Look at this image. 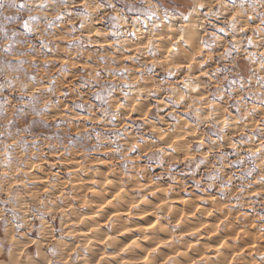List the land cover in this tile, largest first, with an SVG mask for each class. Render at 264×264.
I'll return each instance as SVG.
<instances>
[{
    "label": "rangeland",
    "instance_id": "1",
    "mask_svg": "<svg viewBox=\"0 0 264 264\" xmlns=\"http://www.w3.org/2000/svg\"><path fill=\"white\" fill-rule=\"evenodd\" d=\"M18 2L0 0V60L23 62L0 77V264H264V4Z\"/></svg>",
    "mask_w": 264,
    "mask_h": 264
},
{
    "label": "snow or ice",
    "instance_id": "2",
    "mask_svg": "<svg viewBox=\"0 0 264 264\" xmlns=\"http://www.w3.org/2000/svg\"><path fill=\"white\" fill-rule=\"evenodd\" d=\"M56 2L58 4H60L61 6H67V4H68V0H56ZM101 2H102V0H101ZM260 2L262 4H264V0H260ZM87 3H88V0H84V4H87ZM217 3L222 5V4L225 3V0H217ZM227 3L231 4V6L233 8L237 7V0H227ZM248 3H250L251 6L253 7V10H255L256 0H248ZM6 6L11 8V9H14L16 11H23V10L27 9V11L29 13H31L34 10L32 8H27V3H19L18 0H8V3H7ZM108 6L109 7H114L111 4H109ZM46 7H47V4L45 3V0H41V2L38 5H36V8H38V9H45ZM198 7L199 8H203L204 5L201 3V4L198 5ZM239 7L243 8L244 4L240 3ZM83 10H84V5H81L80 11H83ZM218 10L219 9H217V11ZM84 14L87 15V12L85 11ZM145 15L148 16L149 18H151L153 15H155V13L152 10V8L149 7V8L145 9ZM164 15H165V18H167V15H168L167 11H165ZM3 19L4 20H18L19 17L4 16ZM37 19H38V17L29 14L28 18L26 20H23V22L21 24V27L25 30V32H31L32 28L30 27V25H31V23L33 21H36ZM55 19L56 20H62L63 19V14L62 13H57ZM110 19L112 20L113 24L115 25V21H116L117 18L116 17H111ZM183 19L185 21H187L188 20V16H183ZM233 19L235 20V17H233ZM260 20H261V23L264 24V15L260 16ZM48 23H49V25H51L52 21H48ZM180 31L182 33L183 29L181 28ZM221 31H223V29H221ZM0 34H2L4 40L10 41V43L6 47H4L2 49V51L5 54H12L13 53V46H14L13 38L16 36V33L13 32L11 34V36H10L8 34V32L6 31V29L3 26H0ZM130 35L135 36V33L134 32L130 33ZM169 39H171V37H169ZM181 39H183V36H181ZM245 39L247 40L248 46L249 47L252 46V38L246 36ZM201 43H205L206 44L205 41H201ZM232 51H236L235 45H233L231 50L230 49H225L224 55H231ZM149 52L151 53V41H149ZM20 55H24V53H20ZM248 59L252 60L253 62H256L255 57L249 56ZM22 63L23 62H20L18 64H13L11 61L6 60V59L5 60H0V77H5L9 73L15 72L17 70H21V64ZM259 63H260L261 68L264 69V59L259 60ZM189 67H191V66L189 65ZM7 83L9 85H11L13 83V80L12 79H8ZM229 83H233V81H229ZM257 83L260 84L262 87H264V78H259L258 77ZM0 88H2V85H0ZM126 95H127V93H126ZM97 98L99 99V97H97ZM235 146L236 145L234 144L233 147L235 148ZM2 151H3L5 159L10 161L11 160V153L13 151V147L8 145V144H5L3 146ZM132 151L135 152L136 148L133 147ZM161 151H163V150L161 149ZM261 183H264V180H262Z\"/></svg>",
    "mask_w": 264,
    "mask_h": 264
},
{
    "label": "bare ground",
    "instance_id": "3",
    "mask_svg": "<svg viewBox=\"0 0 264 264\" xmlns=\"http://www.w3.org/2000/svg\"><path fill=\"white\" fill-rule=\"evenodd\" d=\"M214 35V34H213ZM178 146V145H177ZM180 146V145H179ZM94 191V190H93ZM78 194V193H77ZM89 221V220H88ZM88 221H86V222H88ZM88 225V224H87ZM152 234V233H151Z\"/></svg>",
    "mask_w": 264,
    "mask_h": 264
}]
</instances>
